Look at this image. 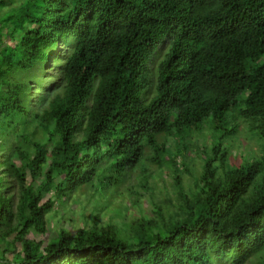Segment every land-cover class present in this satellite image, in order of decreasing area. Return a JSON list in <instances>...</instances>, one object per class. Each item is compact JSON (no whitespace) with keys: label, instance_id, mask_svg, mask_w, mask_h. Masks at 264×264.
Here are the masks:
<instances>
[{"label":"trees","instance_id":"1","mask_svg":"<svg viewBox=\"0 0 264 264\" xmlns=\"http://www.w3.org/2000/svg\"><path fill=\"white\" fill-rule=\"evenodd\" d=\"M4 7L0 264H264V0ZM206 126L209 142L193 148ZM243 128L252 156L231 153ZM151 166L168 169L170 192L152 185ZM135 169L148 211L124 186L138 213L30 237L49 233L56 202L85 193L108 208Z\"/></svg>","mask_w":264,"mask_h":264},{"label":"rangeland","instance_id":"2","mask_svg":"<svg viewBox=\"0 0 264 264\" xmlns=\"http://www.w3.org/2000/svg\"><path fill=\"white\" fill-rule=\"evenodd\" d=\"M6 10V8L0 9V15ZM166 45H168V42H164L157 52L154 53V55L151 58V61L149 62L150 68H151V74L153 75L152 78H155L156 74V66L159 63L160 59L163 57L165 51H166ZM58 72V66L55 67V69L49 70V75H56ZM50 81H47V84L40 86L36 88V99L40 97V95L48 91L52 88V85L48 84ZM35 85L37 84V81H34ZM153 89V86H151V90ZM146 91V89H145ZM145 91L143 93V98L145 95ZM208 125V124H204ZM205 128V127H204ZM247 129L243 128L242 132L238 135L236 139H234L233 143V149H232V155H238L239 151L243 152L245 155L252 156L256 152H258V141H256L253 137H251L247 133ZM208 134V128L206 126L205 132L202 131L201 134H197L193 136L191 139V143L193 145V148L195 146H202L204 142H209V140L206 138ZM172 145H173V139L170 138ZM226 143L228 144L230 139H227ZM259 140V139H258ZM260 142H263L259 140ZM195 151V150H194ZM197 154H193L192 158H189L187 162L191 161L192 165L196 164V168L199 169L200 162L197 159ZM188 157H191V155H188ZM150 168V166H149ZM151 170L154 171L153 178H151L152 185H155L156 188L164 189V187H167V190L170 192V186L171 181L169 179V172L167 168L164 169H155V167L151 166ZM136 172L132 173L131 176H129L128 180L125 182V184L118 188V192L115 193V196L113 197V203H111L108 208L102 209L97 204V200L95 198H90L88 194L82 193L77 198H73L67 202V204H61L56 202L55 209L56 211L52 212L51 215V226L50 231L46 235H38L34 232L30 233V237L41 239L44 241H47L51 237H55L57 230L61 225H66L70 227L73 230H76L80 226H87L89 227L92 223V219L95 213L99 215L100 222L108 221L109 218H113L115 221H120L118 217H116L117 213L125 214L126 216H129L132 213H138L139 206L133 205L130 201V197L124 188L127 186H131L133 189L138 191L141 195L144 197L139 196L141 206L144 211H148L150 204L149 201L146 200L148 197V193H145L143 188L138 184L139 183V176L140 170H136ZM183 179L186 184L190 181V175L187 172H184ZM120 193V194H119ZM158 195H162V193H159ZM121 202V204H120ZM125 204V205H124ZM124 207L122 208V206ZM148 213V212H147ZM251 264V263H248Z\"/></svg>","mask_w":264,"mask_h":264}]
</instances>
